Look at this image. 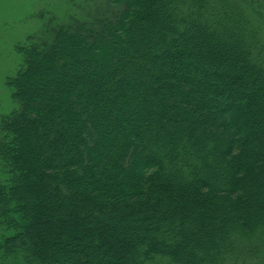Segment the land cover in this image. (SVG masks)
I'll return each instance as SVG.
<instances>
[{"label": "trees", "instance_id": "1", "mask_svg": "<svg viewBox=\"0 0 264 264\" xmlns=\"http://www.w3.org/2000/svg\"><path fill=\"white\" fill-rule=\"evenodd\" d=\"M107 1L17 46L0 264L264 257V0Z\"/></svg>", "mask_w": 264, "mask_h": 264}, {"label": "rangeland", "instance_id": "2", "mask_svg": "<svg viewBox=\"0 0 264 264\" xmlns=\"http://www.w3.org/2000/svg\"><path fill=\"white\" fill-rule=\"evenodd\" d=\"M101 3L109 2L107 0H0V118L14 109L12 91L7 85V78L13 77L21 65V55L17 52V46L26 43L30 36L41 35L48 20H53L52 26H58L74 18L92 16ZM109 6L113 5L109 3ZM6 177V173L0 169V180ZM103 221L113 231L122 226L120 222H109L105 217ZM258 255L246 253L245 257L240 256L238 263L236 261L239 256L229 258L228 262L229 264L264 263V257L261 253ZM244 258L246 259L243 260Z\"/></svg>", "mask_w": 264, "mask_h": 264}]
</instances>
